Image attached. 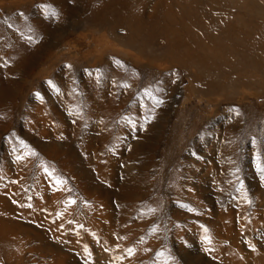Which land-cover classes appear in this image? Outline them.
Masks as SVG:
<instances>
[{
    "label": "rangeland",
    "instance_id": "rangeland-1",
    "mask_svg": "<svg viewBox=\"0 0 264 264\" xmlns=\"http://www.w3.org/2000/svg\"><path fill=\"white\" fill-rule=\"evenodd\" d=\"M47 1L0 0V264H264V73Z\"/></svg>",
    "mask_w": 264,
    "mask_h": 264
},
{
    "label": "bare ground",
    "instance_id": "bare-ground-1",
    "mask_svg": "<svg viewBox=\"0 0 264 264\" xmlns=\"http://www.w3.org/2000/svg\"><path fill=\"white\" fill-rule=\"evenodd\" d=\"M151 1L49 0L44 6L54 10L51 18H48L51 22L60 14L76 9L81 3L88 9L90 21L109 24L112 29L110 31L118 27L126 29L128 32L127 37L124 38L126 44L135 43L141 48L145 45L149 46L153 58H155L154 50L160 47L162 55L168 61H176L184 69L190 65L195 66L197 71L190 77V87L196 90L210 87L205 78L202 79V75L207 72L217 70L220 78L231 76L230 81L236 83L239 80L234 78L231 72L239 69L246 70L253 66L264 73V64L261 61L264 60V24L261 22L264 19L253 18L254 15L251 17L250 11H254L252 2L155 0L152 7L151 4L149 5L151 8L147 7V2ZM148 9L152 11L146 15ZM154 11H158L159 15ZM145 17L153 23H148ZM145 24L152 25L147 27ZM157 31L161 35V41H156ZM235 57L238 63L232 62ZM225 72L228 75H225ZM210 84L212 85V82Z\"/></svg>",
    "mask_w": 264,
    "mask_h": 264
}]
</instances>
